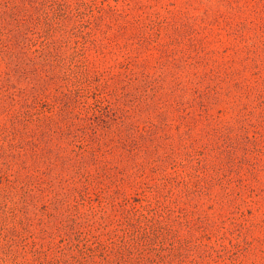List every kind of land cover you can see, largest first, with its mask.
I'll return each mask as SVG.
<instances>
[{
    "label": "rangeland",
    "instance_id": "obj_1",
    "mask_svg": "<svg viewBox=\"0 0 264 264\" xmlns=\"http://www.w3.org/2000/svg\"><path fill=\"white\" fill-rule=\"evenodd\" d=\"M0 264H264V0H0Z\"/></svg>",
    "mask_w": 264,
    "mask_h": 264
}]
</instances>
